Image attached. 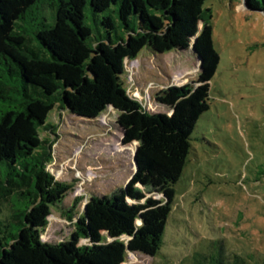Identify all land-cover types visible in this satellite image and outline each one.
Returning a JSON list of instances; mask_svg holds the SVG:
<instances>
[{"label":"trees","instance_id":"trees-1","mask_svg":"<svg viewBox=\"0 0 264 264\" xmlns=\"http://www.w3.org/2000/svg\"><path fill=\"white\" fill-rule=\"evenodd\" d=\"M244 2L264 13V0ZM204 3L0 0V204L9 205L4 215L0 211V264H123L129 252H159L220 61L213 13ZM100 15L94 27L91 17ZM145 47L160 54L188 50L198 58L197 81L156 93L167 113L148 110L125 87L126 62ZM57 105L88 119L114 109L123 145L137 148L126 187L110 197L90 196L70 239L49 243L42 231L73 190L48 171L55 133L47 118ZM82 200L75 199L69 221ZM18 201L26 202L21 210L15 209ZM216 250L195 264H248L241 255Z\"/></svg>","mask_w":264,"mask_h":264},{"label":"rangeland","instance_id":"rangeland-1","mask_svg":"<svg viewBox=\"0 0 264 264\" xmlns=\"http://www.w3.org/2000/svg\"><path fill=\"white\" fill-rule=\"evenodd\" d=\"M204 7L213 13V42L220 57L210 81L209 109L191 135L159 252L153 257L128 253L123 264H195L199 255L219 247L248 264H264V13L247 9L244 0H205ZM100 18L91 17L94 27ZM199 67L188 50L160 54L145 47L136 60L126 62L122 78L128 93L148 110L167 113L156 103V93L197 81ZM118 115L107 108L97 119L82 118L59 105L49 113L47 124L55 135L50 136L48 171L73 190L52 209L41 235L44 242L68 241L90 196L110 197L132 178L137 143L123 145ZM78 197L83 200L69 221L67 212ZM8 206L0 204L2 215ZM25 206L18 201L15 209Z\"/></svg>","mask_w":264,"mask_h":264},{"label":"water","instance_id":"water-1","mask_svg":"<svg viewBox=\"0 0 264 264\" xmlns=\"http://www.w3.org/2000/svg\"><path fill=\"white\" fill-rule=\"evenodd\" d=\"M245 7L247 8V9H249L247 6H246V4H245ZM134 163H135V165H136V162H135V159H134ZM85 209V208H84ZM130 253V252H129Z\"/></svg>","mask_w":264,"mask_h":264},{"label":"bare ground","instance_id":"bare-ground-1","mask_svg":"<svg viewBox=\"0 0 264 264\" xmlns=\"http://www.w3.org/2000/svg\"><path fill=\"white\" fill-rule=\"evenodd\" d=\"M134 165H135V163H134Z\"/></svg>","mask_w":264,"mask_h":264}]
</instances>
